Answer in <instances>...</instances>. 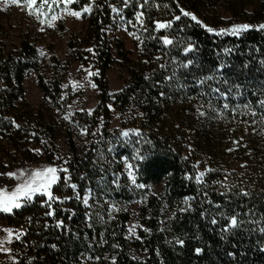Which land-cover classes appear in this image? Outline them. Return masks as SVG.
Here are the masks:
<instances>
[{
	"label": "trees",
	"instance_id": "obj_1",
	"mask_svg": "<svg viewBox=\"0 0 264 264\" xmlns=\"http://www.w3.org/2000/svg\"><path fill=\"white\" fill-rule=\"evenodd\" d=\"M71 7L86 23L68 48L91 69L99 93L91 114L69 113L62 86L69 64L52 56L45 79L28 35L0 52V168L19 157L61 168L52 198L38 194L0 212V224L21 230L12 241L17 263L264 264V0H74ZM181 9L217 31L252 27L239 36L210 33ZM117 12L134 25L136 60L109 36ZM114 46L130 78L111 94ZM32 70L46 100L33 109L23 99ZM113 109L124 115L118 128ZM79 130L88 145L78 152ZM155 185L160 191L150 192ZM139 200L140 228L130 241L128 206Z\"/></svg>",
	"mask_w": 264,
	"mask_h": 264
},
{
	"label": "rangeland",
	"instance_id": "obj_2",
	"mask_svg": "<svg viewBox=\"0 0 264 264\" xmlns=\"http://www.w3.org/2000/svg\"><path fill=\"white\" fill-rule=\"evenodd\" d=\"M74 1V0H73ZM48 5H42L40 0H37L33 9V14L29 15L24 5H12L6 3V0H0V52L1 51H14L19 44L20 39L28 35L30 42H32L37 49V58L40 64V72L45 79L52 73V65L50 58L56 56L61 63H68L69 66L62 77V86L64 94L67 97V107L69 113H75L78 111H87L92 113L96 105L99 102V93L96 87H92L94 84L91 78V69L89 66L84 65L79 60L74 59L72 51L68 48V41L73 35L79 34L85 28V20L82 18V10H74L71 4H64L57 0L53 3L52 0H48ZM37 10L45 13V15L37 17ZM69 10L80 11V18L73 17L69 14ZM48 11H51L47 15ZM56 16L55 20L52 17ZM44 20L45 23L41 24L40 20ZM48 21H51L49 26ZM134 25L126 18L122 17L120 12L116 13V25L109 31V36L118 42L122 43L123 49L127 53V58L130 60H136L138 55L137 47H135V37L130 31ZM43 53V55H41ZM113 64L107 71L106 77L108 78V91L111 94L118 93L128 83V64L124 61L119 54V48L114 46L113 52ZM73 82H76L75 86ZM95 85V84H94ZM24 93L23 99L33 108L39 107L45 103L46 100L41 93L38 85V79L35 71H26L23 78ZM122 116L120 112L113 109L111 118V128H118L121 125ZM77 151H84L88 145V138L83 130H79L75 133ZM59 153L65 157L68 155V146L65 141H60L58 144ZM125 162L123 167L129 179V167ZM46 167H54L58 171L56 173L57 180L61 172L59 164L54 162H48L45 158L35 159V161H29L26 158L19 157L17 161H7L5 169L0 168V190L7 194H11L16 185L22 183L25 179L30 178L33 170H43ZM25 173L24 176H20V172ZM132 174L133 170L131 169ZM9 172L16 173L15 177H9L6 175ZM134 177V174H133ZM135 179V177H134ZM56 180V182H57ZM55 184L52 185V187ZM50 188V191L52 189ZM150 192L156 193L160 191V187L150 186ZM38 194H33L31 200ZM85 201L89 200L88 192L84 196ZM25 201L21 199L22 204ZM142 201H135L128 206L130 212V218L126 222V237L131 241L138 236V230L140 228L139 221V207ZM5 229H10L12 235L9 236ZM21 234V230L14 226L0 224V240L4 241L2 247L8 249L7 252L0 250V264H18L14 255L12 241ZM10 241V242H9ZM132 256L142 259L143 251H133Z\"/></svg>",
	"mask_w": 264,
	"mask_h": 264
},
{
	"label": "snow or ice",
	"instance_id": "obj_3",
	"mask_svg": "<svg viewBox=\"0 0 264 264\" xmlns=\"http://www.w3.org/2000/svg\"><path fill=\"white\" fill-rule=\"evenodd\" d=\"M53 3H56L57 0H52ZM59 2L64 3V4H71L73 3V0H59ZM6 3H10L12 5H24L28 11L29 15L33 14V9L34 6L37 3V0H6ZM40 3L42 5L46 4L49 7H51L50 4H48V0H40ZM84 12L90 11V7L86 6L83 9ZM113 11H116V9L114 8ZM181 13L183 16L185 17H190L191 20L195 21L197 24H199L201 27H205L206 30L210 33L212 32H216V34H223L225 32L230 33L232 35L235 36H239L241 34V32L248 30L250 27V25L247 24H243V25H232L231 28L229 29H220V30H215L211 27H207L206 25H203L201 23V21H199L197 19V17L190 13L187 12L183 9H181ZM69 14L72 15L73 17L76 18H80V11H72L69 10ZM41 15H45V13L39 12V10H37V17L39 18V16ZM140 14L137 15V19L139 20ZM56 16L52 17V20H55ZM174 19L179 20L180 16H175ZM41 24H44L45 21L44 20H40ZM49 26H51V21H48ZM167 27H171V21L168 22H156V29L160 30L163 28H167ZM260 29H264V24L259 25L258 26ZM163 39V43L165 45H169L172 43V41L170 39H168L167 37H162ZM192 49V45L189 44L188 47H186L184 49L185 52H189ZM41 55H43V53H41ZM189 63H191V61H189ZM184 67H187V65H184ZM89 75H91V73H89ZM207 79H211V77H208ZM74 86L76 84V82H73ZM92 87H95V85L93 84ZM215 91H219L218 89H216ZM223 95V94H221ZM260 106L262 108H264V100L259 101ZM225 108H228V105L225 104L224 105ZM203 114V113H201ZM253 115H255V113H253ZM68 117H65V119H67ZM123 135L127 136L128 133L125 132L123 133ZM36 151H39L38 149ZM140 159H143V157H140ZM129 167V179H131L133 181V183H135V179L133 177L132 171H131V166L128 165ZM57 169L54 167H46L43 170H33L31 172L30 178L25 179L22 183H19L16 185V188L14 189V191L11 194H7L5 192H3L2 190H0V212H4V213H10L12 212L13 209L15 208H19L21 207V199L24 200H31L33 194L35 193H42L45 196H48L49 198H52V193L50 191V188L52 187L53 184L56 183L57 180ZM6 175H8L9 177H15L17 174L13 173V172H9ZM25 173L23 171L20 172V176H24ZM200 176L203 175V173L199 174ZM144 185H138V187H143ZM73 187H75V185H73ZM48 215H52L51 212L48 213ZM58 222V226H59ZM213 223H215V221H213ZM237 223L236 221V217L233 216L230 218L229 224L230 226H235ZM6 232H8L9 236L12 235V232L10 229H5ZM261 231H264V229H261ZM18 238V237H17ZM10 242V241H9ZM4 241L0 240V250L7 252L8 249L3 248ZM200 250L197 249V252H199Z\"/></svg>",
	"mask_w": 264,
	"mask_h": 264
}]
</instances>
